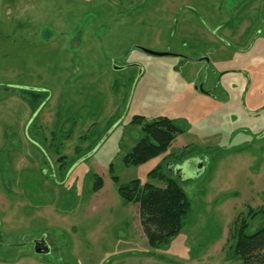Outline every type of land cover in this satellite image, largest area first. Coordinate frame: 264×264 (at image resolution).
<instances>
[{"label":"rangeland","instance_id":"1","mask_svg":"<svg viewBox=\"0 0 264 264\" xmlns=\"http://www.w3.org/2000/svg\"><path fill=\"white\" fill-rule=\"evenodd\" d=\"M135 116L182 132L126 165ZM161 176L190 211L152 248L117 188ZM263 207L264 0H0V264H242Z\"/></svg>","mask_w":264,"mask_h":264},{"label":"trees","instance_id":"2","mask_svg":"<svg viewBox=\"0 0 264 264\" xmlns=\"http://www.w3.org/2000/svg\"><path fill=\"white\" fill-rule=\"evenodd\" d=\"M32 95L33 102L38 93L32 92ZM133 121L141 125L142 137L124 155L123 162L126 165L143 163L166 151L175 137L182 132V128L166 116L152 120L135 116ZM161 177L166 183L164 187L132 180L127 185H118L117 188L125 202L138 203L140 224L152 248L159 247L176 235L183 218L190 211V202L182 188L174 180ZM256 217L261 218V223L255 231L246 233L247 225L248 228L251 226L249 221ZM249 219L248 224L245 220L240 222L233 252L242 260V264H264V207L253 210Z\"/></svg>","mask_w":264,"mask_h":264},{"label":"water","instance_id":"3","mask_svg":"<svg viewBox=\"0 0 264 264\" xmlns=\"http://www.w3.org/2000/svg\"><path fill=\"white\" fill-rule=\"evenodd\" d=\"M139 48H141L142 50H144L145 52H148L150 54H155V55H169L171 54V52H168V51H154V50H150V49H147V48H144V47H141V46H138ZM176 166H172L171 169H175ZM200 167H201V164H199V167L197 169V172L196 173H199V170H200ZM34 251L36 253H45L48 251V247L45 245V249H39L38 245L35 244L34 246Z\"/></svg>","mask_w":264,"mask_h":264},{"label":"flooded vegetation","instance_id":"4","mask_svg":"<svg viewBox=\"0 0 264 264\" xmlns=\"http://www.w3.org/2000/svg\"><path fill=\"white\" fill-rule=\"evenodd\" d=\"M178 54V53H177ZM202 59H205V60H208L206 57H202ZM196 89L198 90V91H200V92H202V94H204V95H211L212 96V93H211V91H204L203 90V88H202V85H197L196 86ZM30 101H31V98H30ZM35 244H37L38 245V247H39V249H45V242H44V240L43 239H34V240H32L31 241V247L34 249V246H35ZM35 252V251H34ZM36 253V252H35ZM37 254H40V253H37Z\"/></svg>","mask_w":264,"mask_h":264}]
</instances>
